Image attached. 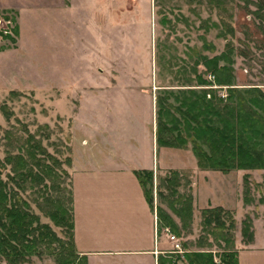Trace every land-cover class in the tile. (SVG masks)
<instances>
[{
	"label": "rangeland",
	"instance_id": "rangeland-1",
	"mask_svg": "<svg viewBox=\"0 0 264 264\" xmlns=\"http://www.w3.org/2000/svg\"><path fill=\"white\" fill-rule=\"evenodd\" d=\"M250 3L82 0L77 12L74 6L62 19L49 14L25 17L19 35L25 51L17 48L14 29L4 21L11 15H0L4 22L0 25V52L19 50L15 57L11 53L3 57L5 62L0 60V73L5 65L0 76V160L7 153L14 155L19 148L39 143L51 155L40 159L54 171L50 181L56 185L54 196L71 197L72 205L71 182L74 184L87 164L126 168L140 158L149 168L153 160L157 174H153L152 185H146L153 209L160 205L159 177L169 171L182 173L188 186L182 184L179 192L193 197L191 226L180 238L167 230L159 235L167 252L162 257L176 264H185V251L197 250L212 252L218 261L223 243L218 245L201 226V210L208 207L230 212L226 224L232 223L228 236L237 255L253 243L255 234L261 241L264 170L204 171L197 167L191 146L156 144L159 110L177 108L188 91L212 89L220 99L226 98L227 86L214 85L202 66L194 67L201 55L226 56L227 61L219 65L231 67L232 88L258 87L264 93V21L261 12L256 17L254 2ZM5 30L9 32L6 36ZM198 76L210 86L201 87ZM8 173L9 167L2 170L4 180ZM29 187L26 183L20 195L31 213L65 240L63 232L38 208L43 202L40 188ZM161 207L166 211L165 205ZM243 222L252 232L249 242L242 236ZM57 248L56 244L51 248L56 249V256L45 251L30 263L55 264ZM258 258L264 262V254Z\"/></svg>",
	"mask_w": 264,
	"mask_h": 264
},
{
	"label": "trees",
	"instance_id": "trees-1",
	"mask_svg": "<svg viewBox=\"0 0 264 264\" xmlns=\"http://www.w3.org/2000/svg\"><path fill=\"white\" fill-rule=\"evenodd\" d=\"M240 1L245 4L254 2L256 17L259 18L261 12L264 21V0ZM225 57L208 58L201 55L194 67L202 66L204 75H210L214 85L227 86L226 98L220 99L212 89L199 93L188 91L177 108L169 106L163 111L159 110L156 144L171 148L191 146L197 167L204 171L227 174L234 170H264V93L258 87L245 91L232 88L235 85L231 67L219 65L220 61H227ZM228 65H231L229 59ZM197 80L201 87L210 86V82L202 76H198ZM207 94H210V99H206ZM30 144L26 149L19 148L17 154L7 153L0 160V261L5 264H26L30 263L32 257H41L45 251L56 256V249H51L56 244L59 256L55 264H85L74 249L71 197L67 200L54 196L56 185L50 182L55 178L54 171L43 161L51 158V155L39 143ZM7 167L9 173L4 180L2 170ZM134 174L146 203L153 208L152 195L146 189L147 184L152 185L153 173L144 170ZM183 181L182 173L169 171L159 177L157 186L160 202L156 208L158 230H167L178 238L183 231L189 230L193 213L192 195L179 192L182 184L188 186ZM26 183L30 184V189L40 188L38 192L42 194L43 202L38 208L54 227L63 232L65 240L58 238L49 225L42 224L40 218L31 213L29 203L20 195ZM161 205H165L166 211ZM169 212L178 219L180 227ZM229 217L230 212L220 207L201 210L202 230L213 237L218 245L223 243L222 252L215 261L210 251H185L182 257L185 264H238L233 239L231 235L228 236V230L232 228V223L226 224ZM242 236L248 237V242L252 240V232L246 222H243ZM159 264L176 262L160 257Z\"/></svg>",
	"mask_w": 264,
	"mask_h": 264
},
{
	"label": "crops",
	"instance_id": "crops-1",
	"mask_svg": "<svg viewBox=\"0 0 264 264\" xmlns=\"http://www.w3.org/2000/svg\"><path fill=\"white\" fill-rule=\"evenodd\" d=\"M81 4L82 0H0V15H11L5 19L14 29L17 48L25 51L19 37L25 17L49 14L62 19L73 12L74 6L77 12ZM18 52H0V60L4 61L6 54L15 57ZM144 170L157 174V163L152 160L147 168L137 158L126 168L87 164L74 184L71 182L73 244L85 264H159V258L167 253L163 236L159 238L162 231L158 230L156 208L146 203L134 174ZM261 254L264 238L259 241L255 234L253 243L238 251V264H264L258 258Z\"/></svg>",
	"mask_w": 264,
	"mask_h": 264
},
{
	"label": "built area",
	"instance_id": "built-area-1",
	"mask_svg": "<svg viewBox=\"0 0 264 264\" xmlns=\"http://www.w3.org/2000/svg\"><path fill=\"white\" fill-rule=\"evenodd\" d=\"M5 21V23L8 25V27H10L11 26V23L8 21V20H4ZM3 21H1L0 22V25H2L3 26ZM8 30V29H7ZM7 30H5V31H3V34H4V36H6L8 33L6 32ZM173 239V238H172Z\"/></svg>",
	"mask_w": 264,
	"mask_h": 264
}]
</instances>
